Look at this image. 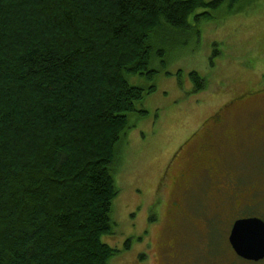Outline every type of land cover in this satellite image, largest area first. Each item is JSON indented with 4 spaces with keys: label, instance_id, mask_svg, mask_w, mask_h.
<instances>
[{
    "label": "trees",
    "instance_id": "1",
    "mask_svg": "<svg viewBox=\"0 0 264 264\" xmlns=\"http://www.w3.org/2000/svg\"><path fill=\"white\" fill-rule=\"evenodd\" d=\"M241 1L0 0V264H110L120 145L154 91L129 77Z\"/></svg>",
    "mask_w": 264,
    "mask_h": 264
},
{
    "label": "rangeland",
    "instance_id": "2",
    "mask_svg": "<svg viewBox=\"0 0 264 264\" xmlns=\"http://www.w3.org/2000/svg\"><path fill=\"white\" fill-rule=\"evenodd\" d=\"M233 8L215 13L210 23L191 18L186 33L162 31L154 45L155 77H129L131 85L154 91L129 115V134L120 145L115 228L103 237L119 251L110 264H264L240 259L229 242L239 205L245 208L238 216L264 220V139L254 134L264 127V93L224 117L225 131L238 133L215 170L217 178L226 176L225 192L203 178L184 190L173 188L202 139L167 177L178 149L209 117L249 90L264 89V0L234 2ZM192 73L204 80L203 91L196 90ZM184 201L189 213L174 222L169 207H186ZM216 202L222 208H212Z\"/></svg>",
    "mask_w": 264,
    "mask_h": 264
},
{
    "label": "flooded vegetation",
    "instance_id": "3",
    "mask_svg": "<svg viewBox=\"0 0 264 264\" xmlns=\"http://www.w3.org/2000/svg\"><path fill=\"white\" fill-rule=\"evenodd\" d=\"M264 93V89L262 90H249L245 94L239 96L238 98L232 100L228 105H225L222 110L217 111L214 113L213 116L209 117V120L205 121L203 124L202 128L198 130L194 135L192 134V138H189L186 143H184L178 150V152L174 155V160L171 162L168 168V175L170 171L172 170V167L175 165H178L180 162H182L185 157H183L185 154V151H188L189 148L191 149L193 147V144L198 140L202 139V145L199 146L195 152L196 156L193 158V161L191 160L188 162L185 166L184 169H180L177 175L174 177L172 180V185L175 190L178 188H181L182 190L186 189L187 186H191L193 180H199L200 178L202 179V182L206 183L209 181L212 182L213 184H216V191H224V181L223 179H226V176H220L218 177V169L216 170V166L219 165V160L220 157H223V152L225 150V144L229 143V141H232L233 135L238 134L235 130L228 132L225 131V116L229 114L232 108H234L235 105H238L240 103H244L251 98H254L256 96H262ZM259 133V137L261 139H264V127H261L259 131H254V134ZM238 136V135H236ZM202 137V138H201ZM221 140V142H220ZM215 141V142H214ZM194 154V153H193ZM212 155V156H211ZM217 155V156H216ZM211 156V158H210ZM225 156V155H224ZM192 159V156H190ZM207 164V166L205 164ZM174 164V165H173ZM202 165L203 168L200 167ZM206 166V167H205ZM200 172L201 176H195L197 173ZM204 175V176H203ZM203 176V177H202ZM220 180V181H219ZM221 182V183H220ZM200 183V182H197ZM203 184V183H202ZM227 187H232V185H228ZM184 188V189H183ZM192 188V187H191ZM226 191V190H225ZM224 191V192H225ZM190 190L186 192L189 194ZM215 200V198H214ZM218 202V201H217ZM216 202V203H217ZM185 206V201L183 203ZM220 203L216 204V207L213 206L212 208H222V206L218 205ZM245 208L242 206L237 207L238 215H241V210ZM251 208V206H250ZM170 209V215L171 219L174 220V222L177 220H180L179 217H183L185 214L189 213V209L184 206H182V203L180 202L177 204L176 202H173L171 206L169 207ZM218 216H220L219 212H217ZM235 216V219L241 220V219H249V218H258L261 219V217L258 216H250V217H242V216ZM248 215V214H246ZM244 216V215H243ZM239 218V219H238ZM215 220V218H213ZM236 220V221H237ZM216 221H221L220 218L216 219ZM234 221V223L236 222ZM264 221V220H263ZM233 227V226H232Z\"/></svg>",
    "mask_w": 264,
    "mask_h": 264
},
{
    "label": "water",
    "instance_id": "4",
    "mask_svg": "<svg viewBox=\"0 0 264 264\" xmlns=\"http://www.w3.org/2000/svg\"><path fill=\"white\" fill-rule=\"evenodd\" d=\"M229 242L241 259L255 263L264 260V221L258 218L236 221Z\"/></svg>",
    "mask_w": 264,
    "mask_h": 264
}]
</instances>
